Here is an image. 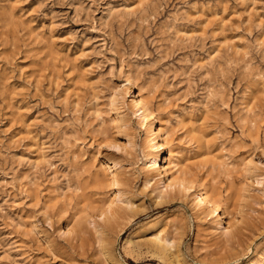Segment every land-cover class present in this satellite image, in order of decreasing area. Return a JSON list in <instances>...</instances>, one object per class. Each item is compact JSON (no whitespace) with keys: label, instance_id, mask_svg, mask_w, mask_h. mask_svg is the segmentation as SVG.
<instances>
[{"label":"rangeland","instance_id":"1","mask_svg":"<svg viewBox=\"0 0 264 264\" xmlns=\"http://www.w3.org/2000/svg\"><path fill=\"white\" fill-rule=\"evenodd\" d=\"M140 94L230 232L160 196ZM159 234L181 264L264 259V0H0V264H170Z\"/></svg>","mask_w":264,"mask_h":264},{"label":"bare ground","instance_id":"2","mask_svg":"<svg viewBox=\"0 0 264 264\" xmlns=\"http://www.w3.org/2000/svg\"><path fill=\"white\" fill-rule=\"evenodd\" d=\"M119 98L120 97H118V95H117L116 100L118 101ZM148 105H149V102L147 101V98L145 96H143L142 94H140L138 97H136V100H134V102H133V108L135 107L136 108L135 111L140 113L139 116L141 117V119H143V121L145 120V122L149 121V125H150L149 127L151 128L152 135L154 136V138L156 140V144H155L156 154H154L152 157L149 158L148 166H151L153 168V170L155 172L154 174L157 177H159L158 180L161 181L163 184L161 186V190H160L161 195L160 196L162 197L165 194L167 195L168 192H170V191H178V192H182V193H186V194L192 192L193 196L196 199L195 200L196 204L200 208H203L208 213V215H215V214L219 215V222H218L219 227L218 228L222 229L224 232H227L228 230L230 232V229L233 228V226L236 222L234 223L232 221V217H230L231 215L229 216V213L225 209H223V207H221V205L218 204L214 200V198L212 197L211 194H209L206 191H202V190L197 189L196 186L193 185V183H191L190 181H187V179L184 176L187 172L185 173V170L182 169V167L180 166L181 163L179 164L178 162H176L177 160L176 161L174 160L175 155H173V156L171 155L172 154V151H171L172 148L169 147L170 137H169V134H168L166 127L163 126L162 123L157 122V120L153 117L154 116L153 112L149 110ZM121 119H122V116H121ZM123 119L125 120V118H123ZM115 145H118V144H115ZM168 153H170V155L167 157ZM250 162H252V161H250ZM107 164L110 167L109 172H113L112 177L110 176L111 178H110L109 184L112 186L111 189H113L116 193H115V195L112 196V198H110L108 200L107 203H105V207H103L101 209L100 215H103L106 213L107 214L110 213L111 215H113L115 213V207H117L118 202L122 201V193H121V189H120V185H121L120 181L121 180L119 178L120 175L118 176L117 165L115 162H107ZM158 180H157V182H159ZM129 206L130 205H128V207ZM131 206H132V204H131ZM119 207H120V205L118 206V208ZM120 208H122V207H120ZM149 242L152 246V249L155 250L156 252L157 251L160 252L161 255H164V258L166 257L169 260L170 264H181V262L178 261L179 260L178 254L175 255V253H173L171 251V248L174 246V245H172V244H174L173 241L171 243L170 241L161 237V234H159V235H157L156 239L149 240ZM180 257H181V254H180ZM260 264H264V259L262 262H260Z\"/></svg>","mask_w":264,"mask_h":264}]
</instances>
